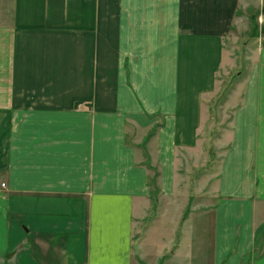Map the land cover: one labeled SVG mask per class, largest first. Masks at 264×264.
<instances>
[{
	"label": "crops",
	"instance_id": "0c3cea01",
	"mask_svg": "<svg viewBox=\"0 0 264 264\" xmlns=\"http://www.w3.org/2000/svg\"><path fill=\"white\" fill-rule=\"evenodd\" d=\"M251 7L264 41V0H0V264H264V47L178 210Z\"/></svg>",
	"mask_w": 264,
	"mask_h": 264
},
{
	"label": "rangeland",
	"instance_id": "374dc122",
	"mask_svg": "<svg viewBox=\"0 0 264 264\" xmlns=\"http://www.w3.org/2000/svg\"><path fill=\"white\" fill-rule=\"evenodd\" d=\"M246 1L248 2V0ZM242 13L243 16H247L246 20L244 19L245 21L242 22L240 28L235 29L228 39H226L224 45L226 59L218 75V87L206 97L204 104L205 119L200 136L203 139L201 141L203 151L205 153L208 152L209 156L206 158L203 153L201 157H192V155L188 154L184 157L182 155L178 157L182 165L180 168H183V172L180 173L178 178L182 182L180 188L182 192H185L186 197L190 196V203H188L187 199L184 206L178 209L183 214V218L187 211H191V207L196 202L201 201V190L203 192L205 189L207 192L210 190L211 184H215L220 158L216 157L215 151L219 148L216 144L220 139L227 138L230 135L235 104L242 98L244 90L243 78L248 75L250 68L257 60L258 56H256V52L264 47V41L260 38V28L257 24L253 23V8L251 7L247 12L243 11ZM257 23L259 24V21ZM225 146H221L219 150H222ZM213 151L215 156H212ZM207 179L208 183L204 186L206 188L203 187L200 190L197 182ZM158 181L159 179L156 176L153 183L156 185ZM188 183L190 184V188H185V184L188 186ZM195 185L197 188H195ZM179 231L180 229H178V235Z\"/></svg>",
	"mask_w": 264,
	"mask_h": 264
},
{
	"label": "trees",
	"instance_id": "16d2710c",
	"mask_svg": "<svg viewBox=\"0 0 264 264\" xmlns=\"http://www.w3.org/2000/svg\"><path fill=\"white\" fill-rule=\"evenodd\" d=\"M187 212H188V211H187ZM187 212H186V214L184 215V218H186V217H187V215L189 214V212H188V213H187Z\"/></svg>",
	"mask_w": 264,
	"mask_h": 264
},
{
	"label": "built area",
	"instance_id": "2783aa9c",
	"mask_svg": "<svg viewBox=\"0 0 264 264\" xmlns=\"http://www.w3.org/2000/svg\"><path fill=\"white\" fill-rule=\"evenodd\" d=\"M2 186H5V184H3Z\"/></svg>",
	"mask_w": 264,
	"mask_h": 264
}]
</instances>
